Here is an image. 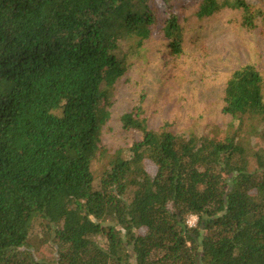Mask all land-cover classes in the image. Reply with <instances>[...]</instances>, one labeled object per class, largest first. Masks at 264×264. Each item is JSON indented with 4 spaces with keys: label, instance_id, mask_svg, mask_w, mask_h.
I'll list each match as a JSON object with an SVG mask.
<instances>
[{
    "label": "trees",
    "instance_id": "1",
    "mask_svg": "<svg viewBox=\"0 0 264 264\" xmlns=\"http://www.w3.org/2000/svg\"><path fill=\"white\" fill-rule=\"evenodd\" d=\"M221 7L247 30L264 21L250 0H0V264H52L31 250L38 230L53 237V264H264V155L248 139L264 142L254 66L226 83L235 123L222 138L149 129L128 113L123 126L141 140L99 181L93 173L109 87L127 71L121 39H167L180 56L184 13Z\"/></svg>",
    "mask_w": 264,
    "mask_h": 264
},
{
    "label": "rangeland",
    "instance_id": "2",
    "mask_svg": "<svg viewBox=\"0 0 264 264\" xmlns=\"http://www.w3.org/2000/svg\"><path fill=\"white\" fill-rule=\"evenodd\" d=\"M250 1L260 3L264 10V0ZM219 2L222 5L225 0ZM184 17V49L180 56L164 47L169 43L167 39H121L119 56L127 71L109 87L110 117L102 130V151L93 163L97 181L118 154L130 158L131 147L142 138L141 132L125 129V114L139 115L149 129L166 127L181 136L222 138L235 123L223 110L224 89L233 72L251 65L264 82V21L247 30L240 13L225 7L203 17L192 8ZM248 139L253 152L264 155V142L259 137ZM251 165L257 166L256 158H251ZM196 222L195 216L189 218L190 226ZM99 241L104 244L102 238ZM30 242L37 258L55 262L51 235L38 230Z\"/></svg>",
    "mask_w": 264,
    "mask_h": 264
}]
</instances>
